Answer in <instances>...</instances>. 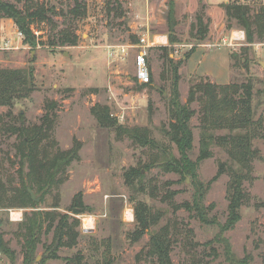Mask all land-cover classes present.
Masks as SVG:
<instances>
[{"label": "rangeland", "instance_id": "obj_1", "mask_svg": "<svg viewBox=\"0 0 264 264\" xmlns=\"http://www.w3.org/2000/svg\"><path fill=\"white\" fill-rule=\"evenodd\" d=\"M8 1L23 7V0ZM84 1L85 15L75 22V46L48 43L65 26L64 15L71 0L44 4L55 7L57 13L52 18L57 27L33 24L38 39L44 43L35 48L22 44L10 18L0 19V68L31 66L35 77V90L28 98L17 100L11 112H22L25 123L34 124L43 114L44 104L56 101L54 150L66 151L79 145V158L66 168L58 186L47 193L33 190L40 198L35 207L0 209L2 241L14 255L11 260L0 251V264H23L22 245L28 235L24 225L33 210H55L79 220L75 243L58 249L52 245L57 219L48 230L44 223L41 233L36 234L33 264H66V259L79 256L84 264H264V121L256 127L251 140L259 158L252 161L249 178L241 180L239 216L228 226L235 184L233 169L238 170V165L224 148L212 144L210 156L198 163L193 177L168 165L180 154L165 135L174 80L172 65L159 49L170 46V36L177 40L171 45L169 57L173 62L182 59L176 66L181 103L187 101L190 88L200 81L219 85L249 81L257 120L264 118V66L259 63L264 62V42L254 39L247 43L244 31L234 21H227L221 6L226 0H201L205 6L203 20L208 25L201 40L191 30L200 11L198 0H173L174 11L178 1L179 14H175L172 35L165 20L170 0H119L109 11L105 0ZM238 1L254 10L264 8V0ZM150 9L155 21L146 26ZM158 20L161 27L165 24L162 30L153 27ZM228 23L232 27L228 28ZM159 31H168L165 43L154 37ZM235 31H242L243 39H232ZM142 35L151 43L143 49L147 76L137 71L141 48H129L124 58L108 53V46L139 44ZM189 52V57L183 58ZM95 105L105 107L112 118L106 121L107 127L92 114ZM199 107L196 100L190 103V108L197 111L190 120L191 161L199 154ZM7 110L0 107V116ZM145 132L146 143L139 140ZM226 132L218 130L215 134ZM17 142L15 135L0 131V182L16 188L23 183L19 158L15 156ZM221 162L224 171L218 175ZM77 195L88 206L81 214L68 211ZM139 203L150 221L143 231L136 218ZM139 211L142 213L143 208ZM11 212L13 219H20L14 221ZM83 221L91 228L84 229ZM162 227L167 239L165 249L159 253L152 238ZM52 252L56 258L49 257Z\"/></svg>", "mask_w": 264, "mask_h": 264}, {"label": "trees", "instance_id": "obj_2", "mask_svg": "<svg viewBox=\"0 0 264 264\" xmlns=\"http://www.w3.org/2000/svg\"><path fill=\"white\" fill-rule=\"evenodd\" d=\"M198 2L200 11L196 14V23L191 25V30H194L196 38L201 40L207 32L208 25L203 20L205 6L201 0ZM118 3L119 0H105L108 11L113 10ZM85 6L84 0H71L67 14L64 15L65 26L57 30L50 38L48 42L50 45L75 46L77 44L78 34L75 22L85 15ZM221 6L224 8L227 21H234L244 31L247 43H253L254 39L256 42H264V8L254 10L249 4L238 0H228L223 2ZM56 13L55 7L40 4L35 0H23V7L21 8L8 0H0V19L10 18L17 30L23 35L22 44L31 48H35L38 44H44L32 31V25L44 23L55 29L57 25L52 16ZM165 20L168 31L172 35L176 24L173 0L169 1ZM227 27L232 26L228 23ZM169 41V47L162 46L159 48L172 65L174 80L173 93L169 102L170 122L168 128L165 129V135L175 144L180 157L173 159L168 165L181 174L193 177L198 163L210 156V146L216 144L223 147L233 163L238 165V170L233 169L235 184L230 197L228 218V226H230L239 216L238 208L240 199L243 197L239 188L241 180L249 178L252 161L259 158L258 151L252 146L251 140L255 136L256 127L262 125L264 118L254 120L251 105L253 85L249 81L245 83L231 82L226 85L200 81L190 88L187 101L181 103L177 93L176 66L181 63L182 59L173 62L169 57L171 45L177 40L170 36ZM190 54L191 52L185 54L183 58L187 59ZM231 55L236 57L234 52H231ZM34 80V69L31 66L27 68H0V107L8 108L5 114L0 116V131L3 134L15 135L18 140L14 145L15 156L19 158L18 164L23 182L22 186L17 188L0 182V209L35 207L36 202L31 199L27 186L36 193H47L52 187H56L62 182L61 179L66 168L73 160L79 158L78 144L66 151L54 150L57 146L52 137L56 117V101L49 100L44 104V112L39 121L34 124H26L22 112H18L16 115L11 112L10 109L17 100L28 98L35 90ZM194 100L200 105V142L199 154L195 161H191L189 152L192 150L193 135L190 120L197 111L190 108V103ZM91 111L96 120L99 123H105L106 127L108 126L107 122L112 120L105 107L95 105ZM218 130H226L227 132L216 135L215 132ZM146 133L143 134V139L132 134L131 136L146 143L148 142L146 140L148 133ZM24 166H26L25 172H23ZM219 168L218 175L224 171L222 162ZM137 174L140 175V171H137ZM142 205L141 203L138 204L136 218L143 231L149 226L150 221L144 215L145 208ZM141 207L143 208L142 213L139 211ZM87 210L88 206L82 203L78 195L74 197L71 206L68 208V211L73 214H81ZM27 218L28 223L24 225V231L28 232V235L24 245H22L23 264H33L36 234L41 233L44 223H46L45 230H48L51 229L57 219V224L53 229V249H58L61 246L71 247L75 243L74 240L78 236L76 228L79 225V220L71 218L69 214L55 212V210L43 212L33 210ZM70 218L71 221L69 222ZM166 236L165 228L162 227L161 231L152 238L157 245H154V248L159 253L165 249ZM0 251L11 260L14 259L13 251L3 243L1 234ZM49 257L56 258L57 254L52 252ZM65 263L84 264L81 263L80 256L66 259ZM37 264H41V262Z\"/></svg>", "mask_w": 264, "mask_h": 264}, {"label": "built area", "instance_id": "obj_3", "mask_svg": "<svg viewBox=\"0 0 264 264\" xmlns=\"http://www.w3.org/2000/svg\"><path fill=\"white\" fill-rule=\"evenodd\" d=\"M35 1H37L40 4H47L48 2H51L52 0H35ZM31 28H32V31L34 32L33 27H31ZM17 34L20 38H23L22 33L19 32L18 30H17ZM34 34L37 36L36 32H34ZM139 40H140V42L137 45H130V44L124 45L123 44V45H118V46H108V49H109L108 53H109V55H111L113 57L119 56V54H120V57L124 58L127 55V50L129 48H132V47L141 48L142 50H140L138 52V55H137L138 56V58H137V71H138V74L140 76H147L148 67H147L146 61L144 59L146 53H145V50H143V49L149 47L151 43L143 35L139 38ZM126 211H127V209H126ZM130 219H132V213H131ZM83 227H84V229H86L84 225H83Z\"/></svg>", "mask_w": 264, "mask_h": 264}, {"label": "crops", "instance_id": "obj_4", "mask_svg": "<svg viewBox=\"0 0 264 264\" xmlns=\"http://www.w3.org/2000/svg\"><path fill=\"white\" fill-rule=\"evenodd\" d=\"M159 1V0H158ZM157 1V2H158ZM184 1V0H183ZM207 1V0H206ZM226 1H228V0H226ZM225 1V2H226ZM207 3H208V1H207ZM209 5H211V6H215V5H212V4H209ZM165 6V5H164ZM148 13V14H147ZM146 13V21H145V24H146V26H149V24H150V22H152V21H155V17H154V12L153 11H151V9H150V12L148 11ZM175 14H176V17L178 16V14H179V9H178V1H176L175 2ZM157 23V25L156 26H153V27H160V29L162 30V28L163 27H165V24H164V22H163V26L161 27V24H159V20H158V22H156ZM166 26H167V24H166ZM160 32V31H159ZM166 32H167V34H168V31H161L160 33H154V37H160L161 38V40H162V43H165L166 41H167V36L165 35L166 34ZM241 33H242V37L241 38H239V39H235V40H241V39H243V32L241 31ZM166 39V40H165ZM14 212H17V211H14ZM12 213L13 212H11V218H12ZM20 213V212H19ZM13 219V218H12ZM20 219V218H19ZM19 219H13L14 221H17V220H19Z\"/></svg>", "mask_w": 264, "mask_h": 264}, {"label": "water", "instance_id": "obj_5", "mask_svg": "<svg viewBox=\"0 0 264 264\" xmlns=\"http://www.w3.org/2000/svg\"><path fill=\"white\" fill-rule=\"evenodd\" d=\"M259 63H260L262 66H264V62L259 61ZM27 191H28V193L30 194L31 199H32L34 202L38 203V202L40 201V198H39L38 196H36V195L34 194V192H33L28 186H27Z\"/></svg>", "mask_w": 264, "mask_h": 264}, {"label": "bare ground", "instance_id": "obj_6", "mask_svg": "<svg viewBox=\"0 0 264 264\" xmlns=\"http://www.w3.org/2000/svg\"><path fill=\"white\" fill-rule=\"evenodd\" d=\"M241 34H242L241 31H235V32L233 33L232 39H239V38H241V37H242ZM83 224H84V221H83ZM84 226H85L86 228H91L90 225L87 226L86 224H84Z\"/></svg>", "mask_w": 264, "mask_h": 264}]
</instances>
